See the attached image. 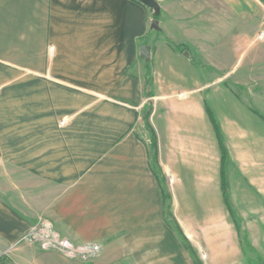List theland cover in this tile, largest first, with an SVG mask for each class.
Listing matches in <instances>:
<instances>
[{"label": "crops", "instance_id": "1", "mask_svg": "<svg viewBox=\"0 0 264 264\" xmlns=\"http://www.w3.org/2000/svg\"><path fill=\"white\" fill-rule=\"evenodd\" d=\"M155 2L158 31L131 0H0V245L100 247L28 264H194L176 225L203 264L264 260V88L234 70L264 0Z\"/></svg>", "mask_w": 264, "mask_h": 264}, {"label": "rangeland", "instance_id": "2", "mask_svg": "<svg viewBox=\"0 0 264 264\" xmlns=\"http://www.w3.org/2000/svg\"><path fill=\"white\" fill-rule=\"evenodd\" d=\"M261 11H262L261 19L259 21V27L255 30V35L244 36L243 56L242 57L237 56V58L234 60V65H235L234 70L240 69L242 66L248 64L249 62L255 61V69H254L255 91H260L262 88H264V35L262 36V38L259 37L261 33H264V3L261 4ZM41 224L50 225V227L59 235V233L54 229V227L49 222H46V221H39L32 228H30L29 231H27L25 234L32 231L33 229H36L35 227ZM61 238L65 239L64 237H61ZM21 239L17 244H14V245H9V246L0 245V264H28L27 259L18 258L15 256L16 250L22 243L33 245L34 247L42 251L34 239H30V241H25V240L22 241ZM72 245L73 246H85V245H96V244H83V245L72 244ZM97 254L91 255L87 257L86 259H83V261H80V258L72 259V260L87 263L88 261L91 260L93 256H96ZM198 261L200 262V264H203L201 260L198 259ZM194 264H196L195 260H194ZM260 264H264V260L263 261L261 260Z\"/></svg>", "mask_w": 264, "mask_h": 264}, {"label": "built area", "instance_id": "3", "mask_svg": "<svg viewBox=\"0 0 264 264\" xmlns=\"http://www.w3.org/2000/svg\"><path fill=\"white\" fill-rule=\"evenodd\" d=\"M261 33L259 36H263ZM64 122L61 123V125ZM32 231L22 237V241L34 239L42 251H54L69 259L80 258V261L99 252L98 245L73 246L67 240L61 238L50 225H38Z\"/></svg>", "mask_w": 264, "mask_h": 264}, {"label": "trees", "instance_id": "4", "mask_svg": "<svg viewBox=\"0 0 264 264\" xmlns=\"http://www.w3.org/2000/svg\"><path fill=\"white\" fill-rule=\"evenodd\" d=\"M131 1H134V2H138L136 0H131ZM260 1H263V0H260ZM158 17V16H157ZM157 17H154L153 16V19H157ZM177 51L179 52H184L187 50V47L185 46H176L174 47ZM191 63L193 65H195L196 67H200L201 65H199L196 61H194L193 59H190ZM149 82V78H147V83ZM150 114V108L147 107V110L146 112L144 113V120L146 121L148 116ZM149 133H150V152H151V163H152V166H153V169L154 171L158 170V147H157V138H156V134L154 132V130L149 126V125H146ZM216 135H217V138H218V133L216 132ZM219 140V138H218ZM219 143H220V140H219ZM221 146V145H220ZM225 155H224V152H222V158H224ZM162 198H163V203L166 202V196L164 194H162ZM175 229L179 235V237L181 238V241L185 247V249H187L189 251V253L191 254V256L194 258L196 264H200V262L198 261V259H196L195 257V254H194V251L191 247V245L189 244V241L187 240V238L184 236L183 232L181 231V229L176 225L175 226Z\"/></svg>", "mask_w": 264, "mask_h": 264}, {"label": "water", "instance_id": "5", "mask_svg": "<svg viewBox=\"0 0 264 264\" xmlns=\"http://www.w3.org/2000/svg\"><path fill=\"white\" fill-rule=\"evenodd\" d=\"M136 1L151 9L154 17H157L159 15V6L155 2V0H136ZM150 28L155 31L159 30L157 19L152 20Z\"/></svg>", "mask_w": 264, "mask_h": 264}]
</instances>
